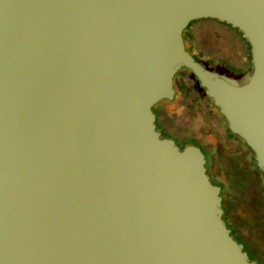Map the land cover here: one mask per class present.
<instances>
[{
    "label": "water",
    "instance_id": "95a60500",
    "mask_svg": "<svg viewBox=\"0 0 264 264\" xmlns=\"http://www.w3.org/2000/svg\"><path fill=\"white\" fill-rule=\"evenodd\" d=\"M200 18L249 71L193 58ZM182 67L264 175V0H0V264H255L203 151L156 129Z\"/></svg>",
    "mask_w": 264,
    "mask_h": 264
},
{
    "label": "rangeland",
    "instance_id": "374dc122",
    "mask_svg": "<svg viewBox=\"0 0 264 264\" xmlns=\"http://www.w3.org/2000/svg\"><path fill=\"white\" fill-rule=\"evenodd\" d=\"M226 25V23L219 21L214 22L211 18L195 19L190 21L183 29L182 36L185 43V37L188 35V32L192 31L194 33L197 45L195 50L199 52L200 57L207 62V65L205 64L206 68L238 79L241 76L237 74V71L247 72L250 66L248 68V64H246L247 61L244 57L245 49L238 40V37L233 31L229 30V27ZM221 59L226 60L230 65L235 67H241L243 64L244 66L238 70H231L227 68L226 64L223 63ZM193 77L189 69L182 67L174 74L173 83H175V80L193 81L194 88L202 92L201 87ZM174 90V97L172 99L160 100L152 109L153 111L155 109L159 110V122L163 123L166 129L175 132L179 137L177 138L167 134L157 120H155L156 129L162 134H167L176 139L180 145L194 142L199 147L203 148L206 151L207 173L211 175L212 180H214L216 176H220L224 179L225 175V177H228V172L234 173L233 175L237 172L242 178L244 185V182L247 181L248 185L245 187L242 186L243 189L241 193H239L240 200L237 203L235 213L236 218L242 223L241 232L245 234L248 239H251V237L255 239V247L258 252L254 247L250 248L247 245L244 247V250L249 253L252 260H256L257 264H263L264 240L258 237L256 238L253 236L254 234H251L253 229L249 227L250 225L247 222V219L252 217L256 211L255 207H252L251 202H254L255 199L259 197V193L256 190L258 180L254 177L257 175V172L254 168L250 170L245 168L248 164L247 154H245V145L235 136H230V131L228 132L229 134L225 133L223 129L225 119L220 117L216 106L209 103L208 107H206L193 93L186 98L188 101L185 102L175 89V85ZM218 117L221 119H218ZM221 123H223V126ZM203 143L215 146L220 152V158L218 157L219 159L216 160L214 157H211L207 148L203 146ZM211 161H216L218 164H221L219 170L216 171L214 169L215 162ZM237 167H240V169H237ZM221 169L224 170V175ZM246 172L248 173L247 176L245 175ZM251 251L254 254L251 253Z\"/></svg>",
    "mask_w": 264,
    "mask_h": 264
},
{
    "label": "trees",
    "instance_id": "16d2710c",
    "mask_svg": "<svg viewBox=\"0 0 264 264\" xmlns=\"http://www.w3.org/2000/svg\"><path fill=\"white\" fill-rule=\"evenodd\" d=\"M213 19V18H211ZM214 22H217L218 20L213 19ZM221 22V21H219ZM225 23V22H222ZM227 24V23H226ZM226 26L229 27V30L233 31V33L236 34V36L238 37V40L240 41V43L242 44L243 48L245 49V59H246V64H248V68L250 66L249 60H250V51H249V44L247 43L246 39L243 38L241 36V33L234 27L231 28V26L229 24H227ZM228 29V28H227ZM185 47L186 49L192 54L193 58L196 61L201 62L204 66L205 64L207 65V62L205 60H203L200 57L199 52H196V41L194 38V33L192 31L188 32V35L185 37ZM222 60V59H221ZM223 63L226 64L227 68L231 69V70H238L239 68L243 67L244 64L241 67H235L230 65L226 60H222ZM185 69H188L187 67H184ZM213 69V68H212ZM246 71H237V74H239L240 76L244 75ZM192 73V72H191ZM194 78V77H193ZM195 79V78H194ZM196 80V79H195ZM197 81V80H196ZM175 89L177 90L178 94L184 99L183 101L187 102L188 100L186 99L188 96H190L191 93L195 94V96L201 101L203 102V104L208 107L209 103L213 104L210 99L205 95L203 89L202 92L197 91L194 88V82L193 81H184V80H175ZM214 105V104H213ZM215 106V105H214ZM155 115H156V120L157 122H159V110L155 109L154 110ZM220 114V113H219ZM221 118H224L222 116V114H220ZM220 117H218V119H221ZM161 127L163 128V130L167 133V134H176L175 132L166 129L163 126V123H160ZM223 126V123H221ZM224 131H226L227 134H229L228 132L230 131L226 125V123L224 122V126H223ZM231 132V131H230ZM162 134V133H161ZM167 134H162L164 136H168ZM230 136H235L238 140H240L243 145H245V149L246 152L245 154H247V158H248V164L245 168H247V170L254 168V170L257 172V175H255L254 177L257 178V192L259 193V197L258 198H254L255 201L251 202L252 207H255L256 211L254 212V214L252 215V217H250L249 219H247L248 224L250 225L249 227L252 228V232L251 234H254L253 236H255L256 238L258 237L259 239L264 240V175L263 173L258 169V167L256 166L255 160H254V155L252 150L246 145V143L244 142V140L242 138H240L238 135L234 134V133H230ZM193 138V137H192ZM194 139V138H193ZM191 143V142H189ZM187 144V143H183L182 145ZM217 152L215 154V152ZM210 156L214 157L216 160H218L220 158V152L218 151V149H214L212 148L210 150ZM219 157V158H218ZM234 161V160H233ZM211 162H215V167L214 169L217 171L219 170L220 167V163L218 164L216 161H211ZM237 169H240V167H237ZM223 170V169H221ZM236 171V170H235ZM223 175H224V170L222 171ZM220 174V173H219ZM234 173H229L228 172V177L224 176V179H222L220 176H216L215 179L216 180H220L222 182L221 186V196H222V201H221V206L223 208V215L222 218L224 219L226 225L231 229V234L233 235V237L237 240V241H242L244 242L245 246L247 245L248 247L252 248L255 247V239H253L251 237V239L247 238L245 234H243L241 232V227H242V223L239 219L236 218V213H235V209L237 207V203L240 200L239 199V193H241L243 187L247 186V181H245V185L242 182V178L237 174V172H235V175H233ZM247 172H246V176H247ZM215 180V181H216ZM216 181L215 183H220ZM243 186V187H242ZM256 197V196H255ZM258 206V207H257ZM257 251V249H256ZM258 252V251H257ZM251 253H253L251 251ZM254 254V253H253ZM264 259H262L263 261Z\"/></svg>",
    "mask_w": 264,
    "mask_h": 264
},
{
    "label": "flooded vegetation",
    "instance_id": "af4514ba",
    "mask_svg": "<svg viewBox=\"0 0 264 264\" xmlns=\"http://www.w3.org/2000/svg\"><path fill=\"white\" fill-rule=\"evenodd\" d=\"M225 133H226V131H225ZM227 134V133H226ZM174 137H179L178 135H176V134H172ZM168 137H170V138H172L171 136H168ZM174 141H175V143L179 146V148H182L184 145H180L177 141H176V139H174V138H172ZM187 144H195V145H197L196 143H194V142H191V143H187ZM198 146V145H197ZM203 146H205L206 148H207V150H208V152H209V155H210V150L212 149V148H214L215 149V146H212L211 144H206V143H203ZM200 149L203 151V153H204V156H205V166H206V151L203 149V148H201L200 147ZM215 152V151H214ZM217 152H215V154H216ZM206 172H207V169H206ZM219 177V176H218ZM209 178H210V180L213 182V183H215L216 181H218V180H216V179H214V180H212L211 179V175L209 174ZM216 180V181H215ZM218 182H220V183H215V184H217V185H219L220 186V192H221V186L222 185H220V184H222V182L219 180ZM239 242H242V241H239ZM242 244H243V249H244V247H245V244H244V242H242ZM248 256H249V258L251 259V256L249 255V253H248ZM255 264H257V262H256V260H255ZM263 264H264V260H263Z\"/></svg>",
    "mask_w": 264,
    "mask_h": 264
}]
</instances>
